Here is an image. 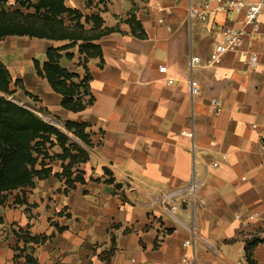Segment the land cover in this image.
<instances>
[{"label":"crops","instance_id":"obj_1","mask_svg":"<svg viewBox=\"0 0 264 264\" xmlns=\"http://www.w3.org/2000/svg\"><path fill=\"white\" fill-rule=\"evenodd\" d=\"M64 4L83 14L85 30L95 28L85 16L97 15L101 29L115 30L92 41L102 50L86 63L93 104L65 109L63 96L36 72L34 60L43 66L48 49L69 40L18 37L9 42L5 66L21 80L14 89L24 104L86 125L89 158L73 188L54 176L62 169L53 163L49 177L0 204V264H29L28 258L36 264H181L188 240L194 264H248L246 242L264 238L263 222L245 218L264 211V67L251 69L245 60L254 51L264 63V41L247 38L239 52L213 65L209 56L221 29L243 27V14L190 20L189 0ZM81 44L59 51L61 67L78 76L75 83L85 75ZM192 57L200 64L191 67ZM193 81L200 88L195 96ZM213 99L222 102L219 113L210 107ZM193 179L199 182L194 201L187 192ZM177 190L179 197L170 198ZM252 252L264 264V240Z\"/></svg>","mask_w":264,"mask_h":264},{"label":"trees","instance_id":"obj_2","mask_svg":"<svg viewBox=\"0 0 264 264\" xmlns=\"http://www.w3.org/2000/svg\"><path fill=\"white\" fill-rule=\"evenodd\" d=\"M20 1L23 4V0ZM40 8H48L47 24L43 22L36 23L27 21L30 17L22 12H0V40L11 37H30L38 39L51 40H69V45L61 48H49L47 52V61L41 64L34 60V66L37 74L40 77L46 78L53 90L63 96L62 106L70 111L78 112L84 110L87 106L93 104L94 98L90 92L89 83L91 75L88 71L86 63L93 57H102V50L100 46L93 44L92 41L98 37L109 34L114 29H101L103 20L100 16H85V21L93 20L95 24L94 32L92 29L85 30L84 25L80 23L83 17L77 10L68 8L64 4V0H39L37 10ZM64 16H67L73 24V29L66 26ZM132 31L135 33L138 27V22L135 21L132 15L128 20ZM63 27V28H62ZM63 30H62V29ZM79 29L80 32H77ZM65 31V32H63ZM96 31V33H95ZM138 36L143 38L144 32L141 31ZM79 41L80 52L85 55L84 68L85 75L80 79L79 83L73 81L78 78L76 74L68 72L60 65L62 55L59 51L66 50L75 46ZM67 58H72V55L67 54ZM21 80H13L9 70L5 64L0 60V194L6 191H15L19 188L34 186L33 177L38 179H45L52 174L51 168H44V170L37 171L36 165L38 158L34 157L37 153L36 142L38 139H47L48 133L54 128L44 122L32 110L20 105L19 103L9 99V96L16 93L13 86H19ZM83 89V93L79 90ZM87 97V100H84ZM66 128L69 131H74L75 135L79 137L86 145L91 147L89 136L85 134V124H76L74 122H65ZM56 131V130H55ZM58 137L66 141V137L60 132L56 131ZM40 152V151H39ZM82 159L78 162L82 164L89 158V152L83 149L79 150ZM62 171L55 173L54 176L58 179H66V184L71 189L74 182H82L83 179L79 172L73 177L76 172H67V166L62 165ZM45 173V175L43 174ZM34 243H42L46 237H32ZM263 239H252L246 242L245 257L248 264H258L253 258V247ZM29 264H36L33 258H28Z\"/></svg>","mask_w":264,"mask_h":264},{"label":"built area","instance_id":"obj_3","mask_svg":"<svg viewBox=\"0 0 264 264\" xmlns=\"http://www.w3.org/2000/svg\"><path fill=\"white\" fill-rule=\"evenodd\" d=\"M213 13H241L244 16V26L241 28L226 26L221 29V41L211 51L209 63L213 65L220 64L226 54L239 52L247 38L264 41V20L261 19L264 16V0H189L188 17L190 20H206ZM200 62L201 59L199 57H192L190 65L193 67L195 64H200ZM245 63L251 69L264 67V63H261L258 53L254 51L246 52ZM160 71L166 72V67H161ZM199 93L200 88L193 81L191 84V94L195 96ZM210 107L214 113H219L222 109V102L213 99L211 100ZM198 186L199 182L195 179L191 180L187 186V192L193 201ZM180 194L181 191L177 190L172 192L169 197H179ZM180 200L181 202L186 201L184 197H180ZM176 209L177 206L175 205L171 208L172 211ZM241 217L242 215H237V218ZM245 218L249 222L261 221L264 224V211L262 213H248L245 215ZM191 246L192 242L190 240L183 243L184 250L181 264H194V256L188 252Z\"/></svg>","mask_w":264,"mask_h":264},{"label":"rangeland","instance_id":"obj_4","mask_svg":"<svg viewBox=\"0 0 264 264\" xmlns=\"http://www.w3.org/2000/svg\"><path fill=\"white\" fill-rule=\"evenodd\" d=\"M76 3L81 2V0H74ZM24 5L20 1L16 0H0V12H8L11 14L12 12H22L25 15H28L29 19L27 21H32L36 23L43 22L44 24H47V14L49 13L48 8H40L39 10L36 9L39 5V0H23L22 1ZM49 16L50 13H49ZM65 24L66 26H69L71 30L73 29V24L74 22L71 23L70 20H68L67 16H64ZM63 28V27H62ZM61 28V29H62ZM63 30V29H62ZM77 32H80L79 29H75ZM65 32V31H63ZM24 38V37H22ZM15 41L19 40L18 36H11L8 38L2 39V46L0 49L3 51V57L5 62V65H9V42L10 41ZM16 87V86H15ZM19 87L21 88L22 85L19 84ZM12 89H14V86L12 84ZM80 93H83V89L79 90ZM23 93V92H22ZM25 96L27 94H24ZM22 98V97H21ZM32 98V97H31ZM9 99H12L13 101L19 103L20 105H23L24 107L32 110L37 116H39L42 120V115H45V119L43 120L46 122L48 125L52 126L54 128L53 131H50L47 135V139H38L36 142H39V145H37V153L35 152L34 157L38 158L37 165H36V170L41 171L44 170V168H51L52 169V164L57 163L60 164L61 169L63 166H67L66 170L67 172H76V170H79L80 164L78 163L82 159V155L79 153L80 149H83L85 151L90 150V146L86 145L79 137H77L74 133V131H69L66 128V123L61 121L60 119L56 118L55 116L49 114L48 112H44L43 110L36 109L33 107H30V104H24L21 99L16 96V94L9 96ZM33 101H37V97L33 96ZM84 100H87V97H84ZM55 121V124H52V122ZM60 132L63 134L67 139L64 141L62 138L58 137L56 134V131ZM68 133V135H67ZM71 137H75L79 142L82 144H78L76 141L72 140ZM40 151V152H39ZM53 172V169H52ZM45 175V173L43 172ZM38 180L36 176L33 177V184H35V181ZM32 186H26L24 188H19L15 191H22L30 189ZM14 192V191H13ZM13 192L11 191H6L0 194V204H2L6 198L12 194Z\"/></svg>","mask_w":264,"mask_h":264},{"label":"water","instance_id":"obj_5","mask_svg":"<svg viewBox=\"0 0 264 264\" xmlns=\"http://www.w3.org/2000/svg\"><path fill=\"white\" fill-rule=\"evenodd\" d=\"M44 116H45V115H42V118H43V120H46ZM54 122H55V121H53L52 124H55ZM67 135H68V133H67ZM69 137H70L72 140L76 141L78 144H80V145L82 144V143L79 142L75 137H71L70 135H69Z\"/></svg>","mask_w":264,"mask_h":264}]
</instances>
